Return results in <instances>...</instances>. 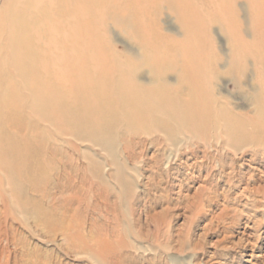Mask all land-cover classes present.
<instances>
[{
    "label": "rangeland",
    "instance_id": "1",
    "mask_svg": "<svg viewBox=\"0 0 264 264\" xmlns=\"http://www.w3.org/2000/svg\"><path fill=\"white\" fill-rule=\"evenodd\" d=\"M0 264H264V0H0Z\"/></svg>",
    "mask_w": 264,
    "mask_h": 264
},
{
    "label": "bare ground",
    "instance_id": "2",
    "mask_svg": "<svg viewBox=\"0 0 264 264\" xmlns=\"http://www.w3.org/2000/svg\"><path fill=\"white\" fill-rule=\"evenodd\" d=\"M133 53V52H132ZM137 54H135V56H136ZM145 58V57H144ZM152 63V62H151ZM217 63V62H216ZM137 67V66H136ZM135 68V67H134ZM138 68V67H137ZM139 70V69H138ZM140 74V73H139ZM141 76V75H140ZM148 80V79H147ZM212 80V79H211ZM145 83V82H144ZM180 88H183V89H186L185 87H183V84H181V87ZM252 88V87H251ZM221 90V89H220ZM179 96V95H178ZM144 97V96H143ZM180 97V96H179ZM153 98V97H152ZM155 98V97H154ZM171 98V97H170ZM144 99V98H143ZM240 121V120H239ZM241 124H242V122H240ZM243 126V125H242ZM243 128V127H242ZM217 130V129H216ZM244 131V130H243ZM234 133V132H233ZM241 133H242V131H241ZM215 135H217V134H215ZM216 138V137H215ZM218 141V140H217ZM226 142H228V141H226ZM227 145V144H226ZM225 145V146H226ZM233 150H243V146L242 147H238V146H232L231 147ZM246 192V191H245Z\"/></svg>",
    "mask_w": 264,
    "mask_h": 264
}]
</instances>
